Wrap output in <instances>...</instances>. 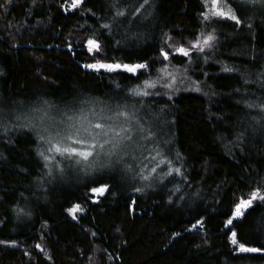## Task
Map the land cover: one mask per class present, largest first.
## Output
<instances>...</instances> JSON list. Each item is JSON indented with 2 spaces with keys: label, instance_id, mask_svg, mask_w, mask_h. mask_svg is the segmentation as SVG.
<instances>
[{
  "label": "trees",
  "instance_id": "obj_1",
  "mask_svg": "<svg viewBox=\"0 0 264 264\" xmlns=\"http://www.w3.org/2000/svg\"><path fill=\"white\" fill-rule=\"evenodd\" d=\"M212 1L0 0L1 110L144 106L172 170L62 181L6 129L0 264H264V5Z\"/></svg>",
  "mask_w": 264,
  "mask_h": 264
},
{
  "label": "rangeland",
  "instance_id": "obj_2",
  "mask_svg": "<svg viewBox=\"0 0 264 264\" xmlns=\"http://www.w3.org/2000/svg\"><path fill=\"white\" fill-rule=\"evenodd\" d=\"M82 1L79 0L76 5ZM228 2L236 3L238 8L243 7L241 5L243 2L264 5L261 0H216L215 3L212 1V5L220 11L233 14ZM138 69L136 68V71ZM156 119L157 116L144 106H115L99 101H89L75 107L46 104L11 110L7 113L0 108V135H3L6 129L15 126L33 131L39 139L47 161L58 164L56 174L62 181L77 179L85 173L99 175L122 171L138 175L147 182L155 177L162 182L172 170L165 158L166 148L161 147L158 142L160 139L152 132ZM97 124L102 127L96 128ZM77 139L86 143H74ZM56 146L61 149L74 147L77 150L90 151L92 154L85 160L80 156L56 152L54 150ZM55 169L53 167L54 171ZM102 189L105 191V188ZM94 193L101 195L96 191ZM249 206L250 204L242 206L240 214L236 211V217ZM240 249L244 251L243 248Z\"/></svg>",
  "mask_w": 264,
  "mask_h": 264
},
{
  "label": "snow or ice",
  "instance_id": "obj_3",
  "mask_svg": "<svg viewBox=\"0 0 264 264\" xmlns=\"http://www.w3.org/2000/svg\"><path fill=\"white\" fill-rule=\"evenodd\" d=\"M77 2H79V0H75V2L73 3L72 7H75ZM213 2L215 3L216 0H213ZM261 2H264V0H261ZM215 14L216 15H220V16L225 15V13L223 11L217 12ZM229 16L233 20L236 19V17L234 15L229 14ZM208 39H211V37H209ZM89 44L92 45L93 47L97 48V49L99 48V45L96 44L95 41H89ZM90 50H91V48H90ZM179 51L183 52L185 55L188 54L184 49H179ZM89 67H96V65H89ZM99 67L107 68L109 71H113V70H115L117 68H120L121 66L120 65H100ZM123 67H124L125 70H127L129 72H135L136 68H142V67H144V65H137L135 67L124 65ZM95 127L96 128H101L102 125L97 124V125H95ZM69 139H71V137H69ZM74 143L85 144L86 141L81 140V139H77V140L74 141ZM91 147H95V145H91ZM54 150L56 152H60L61 154L67 153L70 156L71 155L80 156V157H82L85 160L92 154L90 151L77 150L74 147H65V148L61 149V147L56 146ZM41 155H43V153H41ZM94 191L99 192V193L102 194L104 189H94ZM257 195H258V193H253L252 194L253 198H255ZM261 199H264V197H261ZM248 204H250V201H241V204L238 205L237 209H236L237 214H240V208L242 206H246ZM73 211H76V209H73ZM228 223L231 224L232 221L229 220ZM233 237H235V233H233ZM233 243H236L235 239H233ZM243 250H245V251H256L255 249H243Z\"/></svg>",
  "mask_w": 264,
  "mask_h": 264
},
{
  "label": "water",
  "instance_id": "obj_4",
  "mask_svg": "<svg viewBox=\"0 0 264 264\" xmlns=\"http://www.w3.org/2000/svg\"><path fill=\"white\" fill-rule=\"evenodd\" d=\"M70 50V48H68Z\"/></svg>",
  "mask_w": 264,
  "mask_h": 264
}]
</instances>
